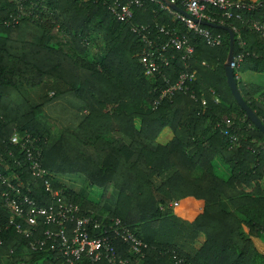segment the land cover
I'll use <instances>...</instances> for the list:
<instances>
[{"label":"trees","instance_id":"obj_1","mask_svg":"<svg viewBox=\"0 0 264 264\" xmlns=\"http://www.w3.org/2000/svg\"><path fill=\"white\" fill-rule=\"evenodd\" d=\"M181 1L176 5L184 9ZM245 1L256 7L236 9L230 18L214 6L206 12L212 23L234 31L233 55H241L236 71L264 73V38L251 27L252 22L264 26V0ZM23 5L32 12L16 20V3L0 0V173L14 186L23 182L22 192L39 204L49 203L43 180L28 169V145L11 141L14 134L29 135L52 188L77 203L82 215L104 222L119 218L146 244L135 261L127 243L112 240L129 264H264V133L246 118L227 85V30L200 23L222 35L220 45L210 46L176 19L169 5L164 9L150 1L134 8L129 22L116 20L102 0H24ZM56 22L70 38V52L54 42ZM132 24H146L153 32L157 24L190 38L195 79L189 91L154 105L162 81L144 73L138 61L144 44ZM94 35L103 41L102 53H90ZM172 52V68L163 71L173 80L184 66L181 53ZM234 76L264 124V87L241 81L235 71ZM37 90L43 92L39 100ZM67 92L87 108L73 127L57 125L44 110ZM224 116H233V123L226 125ZM216 158L227 167V178L217 174ZM68 174L84 176L103 192L115 190L114 206L99 215L102 200L91 203L65 188L60 178ZM10 220L0 200V264H59L52 241L33 249V238L17 233ZM94 264L111 263L101 257Z\"/></svg>","mask_w":264,"mask_h":264},{"label":"built area","instance_id":"obj_2","mask_svg":"<svg viewBox=\"0 0 264 264\" xmlns=\"http://www.w3.org/2000/svg\"><path fill=\"white\" fill-rule=\"evenodd\" d=\"M8 1L16 3L18 7V13L12 15L14 19L17 20L21 15H27V13L31 14L32 11L27 12L25 10L24 0ZM102 1L106 3L108 10L114 15L116 20L122 22H129L133 18L134 8L143 6L145 1L155 2L164 9L167 7L161 0ZM175 1L169 0V2L176 4ZM181 3L184 6V10L192 18L210 22L214 20L206 12L210 6L221 10L222 16L226 18H230L232 12L236 9L252 10L256 7L255 2H247L245 0H182ZM169 12L174 14L176 19L182 21L189 30L202 37L206 44L210 46L221 44L222 35L220 33L210 31L191 17L171 10V8H169ZM236 16L238 17V15ZM155 27L158 30L157 32H153L146 24H132L130 30L139 36L144 44L138 58L144 73L151 75L154 79L158 76V79L162 81V84L159 85L158 99L154 101V105H157L160 99L164 97L169 98L177 92L189 91V83L195 79V71L189 70V61L194 52V46L190 38L186 35H180L176 30L165 26L156 24ZM251 27L258 31L264 29V26L258 22H252ZM160 34H163L166 38L161 40ZM174 50L181 53L180 59L184 69L180 70L172 80L163 71V68L170 65L174 57L172 52ZM240 60V54L237 56L233 55V61L230 64L237 78H239V73L236 70ZM169 67L172 68V65ZM191 95L193 96V92ZM204 102L205 100L202 98V103L204 104ZM237 139L236 135L232 136V143H236ZM11 141L28 145L27 156L30 160L28 169L34 179L43 180L45 190L49 195V203L41 205L34 198L22 192L23 182L20 181L18 185L14 186L9 176H4L0 173V182L5 186V189L0 192L2 206L10 214L11 220L15 219L16 232L25 237L33 238L30 241V246L33 249L42 248L47 241H52L61 256L59 264H94L101 257L111 264H129L130 260L123 257L116 244L112 243V240L117 239L129 245L128 253L132 255L133 260L138 261V259L143 257L141 247H145L146 244L125 226L119 218H109V221L104 222L103 220L97 221L90 215H82L80 214L81 208L77 203L66 199L61 189L51 187L50 181L52 179L47 176V171L41 166L38 157L34 155L32 140L29 135L21 137L14 134L11 137ZM42 225H46L47 228L42 230L41 237H37ZM98 230L99 232L96 234ZM1 233L2 228L0 227V244L2 242ZM181 261L183 259H178V262Z\"/></svg>","mask_w":264,"mask_h":264},{"label":"crops","instance_id":"obj_3","mask_svg":"<svg viewBox=\"0 0 264 264\" xmlns=\"http://www.w3.org/2000/svg\"><path fill=\"white\" fill-rule=\"evenodd\" d=\"M247 78H245V83H254L258 85H263L264 86V80L261 78H258L259 76L263 75V73H258V72H253V71H247L243 72ZM242 72H239V75L243 74ZM240 79V77H239ZM262 86V87H263ZM45 91V90H44ZM51 92V91H50ZM43 92L40 90H37V95L36 97L39 100V95H41ZM52 93V92H51ZM44 110L47 113L48 116L52 115L54 116L58 122H60L61 125L64 127H73L76 126L77 123H79L83 116L87 113V108L84 106V104L72 93L67 92V93H62L61 95L55 97L53 100H49L45 105H44ZM52 119V118H51ZM225 122V120L223 119ZM60 126V125H59ZM253 143L257 145H261L262 142H258L256 139L252 140ZM215 164V170L217 174H219L223 178H227L229 175V171L227 170V167L221 163L218 158L214 160ZM217 164L220 165L221 169L224 170L226 173V176H222V173L219 168H217ZM223 165V166H222ZM158 178L155 179L157 181ZM62 181L63 185L65 188L71 189L75 191L76 193H80L82 195V192L85 194L84 200H87L89 202H94L98 203L102 198L101 193L103 192L102 188H98L96 186H91L86 178L82 175L79 174H68L65 176H62L60 178ZM88 185L86 190L82 188V185ZM96 188L100 190L99 196H96ZM89 190V193L87 192ZM110 194H109V202H104L103 203V209L101 214L99 210L98 213L101 216H105L107 214V211L111 209L114 206V203L116 201L117 193L115 190L112 188H109ZM91 192V195H90ZM93 192V193H92ZM94 194V195H93Z\"/></svg>","mask_w":264,"mask_h":264},{"label":"water","instance_id":"obj_4","mask_svg":"<svg viewBox=\"0 0 264 264\" xmlns=\"http://www.w3.org/2000/svg\"><path fill=\"white\" fill-rule=\"evenodd\" d=\"M167 5H169L171 8L175 9L176 11L180 12L181 14L191 17L184 9L178 7L174 2H169V0H163ZM192 18V17H191ZM194 21L199 22L203 25L211 26V27H218V28H224L227 30L229 35V49L227 53L226 60L224 62V73L226 77L227 85L229 86V89L234 96L235 100L241 107V109L244 111L246 118L249 119L253 125L258 128L261 132L264 133V124L262 123V120L256 115V113L250 108V106L245 102L243 99L240 91L237 87V82L234 76V70L231 67V63L233 61V50H234V31L232 29H229L221 24H215L212 22H209L207 20H199L196 18H192Z\"/></svg>","mask_w":264,"mask_h":264},{"label":"rangeland","instance_id":"obj_5","mask_svg":"<svg viewBox=\"0 0 264 264\" xmlns=\"http://www.w3.org/2000/svg\"><path fill=\"white\" fill-rule=\"evenodd\" d=\"M43 10H45L44 12L47 14H49L48 15V17L51 19L52 18V15H51V13H50V11L48 10V8H46V6H44L43 7ZM52 33L54 34V42H56L58 45H60V46H63L64 47V49L63 50H65V51H68V52H70L68 49H67V47H66V45L67 44H70V38H68V35H67V33L65 32V31H63L60 27H59V24L56 22V25H54V27H53V29H52ZM260 36L261 37H263L264 38V29H262V31L260 32ZM89 47H90V53L91 54H99V53H102L103 52V41H102V39H101V37H100V35H94L93 36V38L90 40V43H89ZM239 77H240V80L241 81H245V78H247L246 77V75L243 73V74H241V76L239 75ZM258 78H261V79H263L264 80V73H263V75H261V76H259ZM239 79V78H238ZM264 83V82H263ZM263 86V85H262ZM264 87V86H263ZM49 93L51 94V92H50V90H49ZM48 93V94H49ZM50 118H52V120L57 124V125H60L61 127H64L63 125H61L60 124V122H58V120L54 117V116H52V115H50L49 116ZM223 119L225 120V124L226 125H230V124H232L233 123V116L232 117H229V116H224L223 117ZM223 166V165H222ZM217 168H219L220 169V171H221V173H222V176H226V173L224 172V170H222L221 169V167H220V165H218L217 164ZM85 187V188H84ZM90 188V186L88 185V183H87V185H82V188H84V190H86L87 188ZM88 193H89V190L87 191ZM93 193V192H92ZM99 194H100V190L99 189H97L96 188V196H99ZM109 194H110V190H106L105 192H102L101 193V197L100 198H102L101 200H102V202H101V208H103V203L104 202H109ZM82 195H85L83 192H82ZM90 195H91V192H90ZM94 195V194H93ZM91 203H94V202H91ZM97 203V202H96ZM175 204V203H174ZM100 208V209H101ZM102 210L103 209H101V210H99L100 211V213L101 214H104V213H102ZM99 214V213H98Z\"/></svg>","mask_w":264,"mask_h":264}]
</instances>
